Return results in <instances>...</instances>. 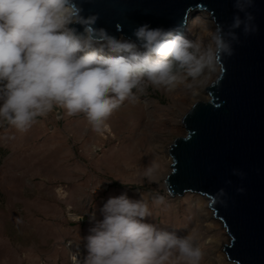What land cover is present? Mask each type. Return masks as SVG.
I'll list each match as a JSON object with an SVG mask.
<instances>
[{
    "label": "clouds",
    "instance_id": "clouds-1",
    "mask_svg": "<svg viewBox=\"0 0 264 264\" xmlns=\"http://www.w3.org/2000/svg\"><path fill=\"white\" fill-rule=\"evenodd\" d=\"M253 2L235 0L237 14L227 31L217 23L205 46L176 29L148 24L133 30L135 40L96 29L106 37L98 41L81 24L86 18H78L82 9L76 0H0V122L26 132L59 107L69 116L83 114L99 131L147 87L171 89L214 72L225 54H233L232 44L239 40L235 30L255 31L247 10ZM105 49L120 54L102 55ZM153 172L146 168L143 179L152 182ZM163 202V196L152 199L156 207ZM101 212L103 219L86 237L83 264H201L203 253L193 234L177 236L147 222L153 212L143 196L109 197Z\"/></svg>",
    "mask_w": 264,
    "mask_h": 264
},
{
    "label": "rangeland",
    "instance_id": "rangeland-1",
    "mask_svg": "<svg viewBox=\"0 0 264 264\" xmlns=\"http://www.w3.org/2000/svg\"><path fill=\"white\" fill-rule=\"evenodd\" d=\"M190 23L195 25L186 37L206 46L209 27L194 14ZM101 54L120 53L105 49ZM217 72L218 66L213 74L171 89L149 86L136 103L125 101L99 131L83 114L69 116L59 107L37 118L26 132L0 122V264H78L71 263L72 252L83 264L86 237L103 219L104 203L122 193L134 200L143 196L153 212L147 222L160 230L193 234L203 253L201 264H212L228 236L219 225L206 228L211 210L194 194H169L163 174L170 167L163 156L186 133L179 119L193 103L187 106L179 98L203 85L204 101L209 99L205 87ZM180 124L165 152L161 141ZM149 166L154 168L152 182L143 179ZM157 195L164 198L159 207L152 205ZM216 236L218 244L209 242Z\"/></svg>",
    "mask_w": 264,
    "mask_h": 264
},
{
    "label": "water",
    "instance_id": "water-1",
    "mask_svg": "<svg viewBox=\"0 0 264 264\" xmlns=\"http://www.w3.org/2000/svg\"><path fill=\"white\" fill-rule=\"evenodd\" d=\"M76 2L82 9L78 18H86L81 24L101 40L106 37L96 29L132 40L133 30L143 24L181 32L187 15L199 12L227 31L237 14L235 0ZM247 10L255 31L235 30L239 40L232 44L233 54L218 61L217 75L205 87L209 99L194 103L183 115L186 133L169 146L164 185L171 196L191 193L208 200L228 236L222 245L227 261L264 264V0H254ZM81 24L73 27L83 31Z\"/></svg>",
    "mask_w": 264,
    "mask_h": 264
},
{
    "label": "bare ground",
    "instance_id": "bare-ground-1",
    "mask_svg": "<svg viewBox=\"0 0 264 264\" xmlns=\"http://www.w3.org/2000/svg\"><path fill=\"white\" fill-rule=\"evenodd\" d=\"M191 14L192 13H189L187 15L186 21L184 22V25L182 26V31L181 32H183V35H185V36L188 35L189 31L191 30V26H194L195 25L194 23H192V24L190 23V16H191ZM195 15H197V18L198 19H202L204 21L205 27H209L210 32H211L212 29L215 28V25H214L213 21L211 19L207 18V17H206L207 20H204L205 18H204L203 14L201 12H199V13H197ZM207 32H209V31H207ZM88 34H90L89 31H88ZM97 40L99 41L101 39L100 38H97ZM213 73L214 72H212V74ZM206 82H208V81H206ZM206 82H205V84H206ZM176 97L174 99L177 100L178 97L177 98ZM196 99L197 100H203V101H200V102H204V100L206 99L205 98V95L203 96V85H201L200 87H198V89H195L194 91L188 92L184 96H181L179 98V100L185 102L187 104V106H189L191 103H193V104L196 103ZM181 112L182 113H185V110H181ZM181 119L182 118L179 119V122L182 124ZM181 124H180V126H178V128L177 127L169 128L170 129L169 130V134H170L169 136L170 137L168 136V138L166 140L163 139L164 141H161V143H162L161 148H166L165 149V152H167V145H168V143L171 142V135H174V134L175 135H179V133H180L179 132V130H180L179 128H181V126H182ZM160 150H162V149H160ZM163 160H165L166 166L169 165V167H170L171 159L169 158V156L164 155L163 156ZM169 172H170V170L168 169V172L166 171L165 174H163L164 175L163 178L166 177ZM195 196H196L197 200H201L203 203H205V208H206V210H208V206H207L208 200L205 199V198H203L200 195H195ZM211 213H212V211H210V213H208V214H210L211 221H209L208 225H206V228H208V227L211 228V226H215V225L217 226V225H219L220 228H221V230H222V234L225 235V236H227L224 227H221V223L218 220L214 219V217L212 216ZM209 242H211L212 244H218L220 242V240H219V237L216 236V237L209 238ZM220 250L219 249L216 250L215 256L213 257L212 261H209V263H212V264H225L224 261H227L226 255H225V253L223 251H220Z\"/></svg>",
    "mask_w": 264,
    "mask_h": 264
},
{
    "label": "built area",
    "instance_id": "built-area-1",
    "mask_svg": "<svg viewBox=\"0 0 264 264\" xmlns=\"http://www.w3.org/2000/svg\"><path fill=\"white\" fill-rule=\"evenodd\" d=\"M78 253L77 252H72V255H71V263H75L78 261ZM73 258V259H72Z\"/></svg>",
    "mask_w": 264,
    "mask_h": 264
}]
</instances>
